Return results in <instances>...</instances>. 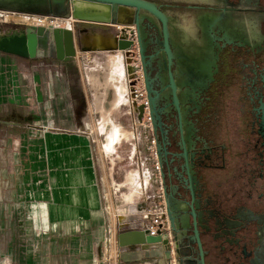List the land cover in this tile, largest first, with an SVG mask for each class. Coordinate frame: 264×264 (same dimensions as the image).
I'll return each instance as SVG.
<instances>
[{
  "label": "flooded vegetation",
  "instance_id": "obj_1",
  "mask_svg": "<svg viewBox=\"0 0 264 264\" xmlns=\"http://www.w3.org/2000/svg\"><path fill=\"white\" fill-rule=\"evenodd\" d=\"M145 1L166 16L172 54L168 67L162 24L140 10L158 92L161 127L152 133L178 242L175 263L264 264V0ZM196 72L214 78L198 94L191 90ZM232 179L246 185L244 199L232 202L222 188Z\"/></svg>",
  "mask_w": 264,
  "mask_h": 264
},
{
  "label": "rangeland",
  "instance_id": "obj_2",
  "mask_svg": "<svg viewBox=\"0 0 264 264\" xmlns=\"http://www.w3.org/2000/svg\"><path fill=\"white\" fill-rule=\"evenodd\" d=\"M18 14L20 13L0 10V36L24 31L27 24L15 19ZM29 15L45 16L56 21L60 27H66V18ZM69 22V27L78 33L79 43H93L91 47L96 48L81 51L77 46L76 56L71 59L69 65L49 58L25 61L21 57L0 52V161L5 167L3 171H8L9 175L10 165L19 167L22 164L27 165V162L32 163L33 152H27L26 146L33 148L43 144L44 134L49 129L52 132L58 130L51 126L56 125L55 119L59 116V111L71 110L81 126L72 132L89 135L96 174L95 184L102 200L103 221L98 228L85 224L73 238L67 237L65 242H61L60 257L64 258L65 264H71L74 259L78 260V264H124L118 258L119 252L131 248L118 244V234L128 230H141L138 224L152 222L159 214V209L163 213L165 206L158 173L155 138L148 110L145 111V107H148L137 45L132 44L130 50H126V56L121 55L115 48H108L111 44L107 38H114L116 29H126V36L128 33L131 36L130 30L133 26L77 23L72 20ZM85 27L86 32H79ZM123 35L124 33L118 32V37ZM114 61H122L125 71L126 66H133V81L129 79L131 76L128 69L126 71L128 101L117 104L113 103L116 94L111 87L112 80L108 79L109 73L107 74L113 69ZM131 83L136 85L134 89H131ZM121 114H125L126 120H122ZM115 115L118 117L114 120L112 116ZM67 116L70 118V113H67ZM114 123L125 132L114 136L111 128L115 126ZM124 123L126 126L122 125ZM39 154L42 159V152ZM125 171L127 174L122 184L125 190L118 189L117 185L114 186L107 179L112 175L115 181L121 182ZM233 180L223 183L226 187H222L231 195L232 202L244 199L246 190L242 181ZM134 181L138 184H134ZM137 190H140V194H133ZM126 196L129 197L127 201L123 199ZM126 205L134 207L127 216L119 214L118 207ZM143 212L150 214L141 219ZM24 241H27L25 236ZM23 244L24 246L17 250L20 257H28L34 253L36 256L40 253L39 249L28 248L29 242ZM175 259L173 253L164 264H176ZM144 261L141 260L142 263ZM0 264H13L11 255L5 251L0 254ZM152 264H157V261Z\"/></svg>",
  "mask_w": 264,
  "mask_h": 264
},
{
  "label": "crops",
  "instance_id": "obj_3",
  "mask_svg": "<svg viewBox=\"0 0 264 264\" xmlns=\"http://www.w3.org/2000/svg\"><path fill=\"white\" fill-rule=\"evenodd\" d=\"M70 111H59L56 125L51 126L58 130L52 132L49 129L44 134L43 144L33 148L26 146L27 152H33L32 163L19 167L10 165L9 175L8 171H3L5 167L0 161V175L5 174L0 176V254L4 251L10 254L13 264H65L64 258L60 257L61 242H65L67 237L73 238L83 225L98 228L103 221L89 135L72 132L81 126ZM67 113H70V118ZM112 117L115 120L118 116ZM120 117L126 120L125 114ZM122 125L126 126L125 123ZM1 155L0 151V159ZM126 174L125 171L121 182L115 181L112 175L107 179L118 189L125 190L122 184ZM134 184L138 183L134 181ZM24 236L27 241H24ZM24 242H29L27 247L39 249L40 253L20 257L17 250L24 246ZM130 248L125 251L139 249ZM156 260L147 262L155 263ZM77 261L74 259L71 264H78Z\"/></svg>",
  "mask_w": 264,
  "mask_h": 264
},
{
  "label": "water",
  "instance_id": "obj_4",
  "mask_svg": "<svg viewBox=\"0 0 264 264\" xmlns=\"http://www.w3.org/2000/svg\"><path fill=\"white\" fill-rule=\"evenodd\" d=\"M0 10L24 13L38 14L62 17L80 23H94L100 25H131L135 28V37L138 49V56L142 66L143 85L146 93L147 107L152 130L155 133L158 127H161V119L158 114L159 109L156 108V100L158 92L153 89V78L150 73V62L152 56H146L145 50L147 40L143 28L140 26L143 16H139V11L143 10L154 17L158 18L162 24L163 41L166 52V62L168 67L171 64L172 54L170 52L167 41V19L155 4L145 0H0ZM129 17V19H128ZM133 17V18H132ZM128 19V20H127ZM124 30V29H121ZM87 28H82L79 32H86ZM116 29L114 38L108 37V48H119L120 37ZM93 39V38H92ZM93 41H95L93 39ZM92 41V42H93ZM78 43V45H77ZM93 43L88 44L83 41L79 43L78 33L70 27L60 26H26L24 31L13 33L0 38V52L14 55L26 59L49 58L56 59L69 65L71 59L76 56L78 50H94L91 47ZM128 72L132 71V67H128ZM191 84V90L202 91L208 87L207 82L214 80L208 73L201 74L196 72ZM169 82L171 88L172 101L177 106L178 100L175 94V84L172 74L169 71ZM264 86V75L261 78ZM262 117L260 127L264 129V105L261 102ZM142 111V107H140ZM156 154L160 161V145L156 143ZM166 216L170 228H173V217L166 200ZM169 235L171 232L169 231ZM169 236L168 233L162 235H152L147 230H128L118 234V244L121 247H134L137 245L138 250L119 252L118 258L123 262H138L149 259H162L166 261L169 258ZM171 246L175 250V256H178V242L171 241ZM179 264V261H176Z\"/></svg>",
  "mask_w": 264,
  "mask_h": 264
},
{
  "label": "bare ground",
  "instance_id": "obj_5",
  "mask_svg": "<svg viewBox=\"0 0 264 264\" xmlns=\"http://www.w3.org/2000/svg\"><path fill=\"white\" fill-rule=\"evenodd\" d=\"M15 19L17 21L21 22V23L27 24V26H31V25H33V26H44V27L45 26L55 27V26H58V25L60 26V24H58L56 21H54L52 19H49V18H46L45 16L43 17V16L29 15V14L20 13V14H18V16H16ZM69 21H70V19H66V21H65L66 22V27L70 26V22ZM53 23H55V24H53ZM20 32L21 31H15L13 33H20ZM120 32L124 33V35L123 36H119L121 45H120L119 48H116V50H118L121 53V55L125 54L124 56H126V50H130L131 45L135 44V42H136V37L134 35L135 32H133L131 34V36L129 35V33H128V36H126V29H124V30L120 29ZM13 33H11V34H13ZM7 35H9V33L8 34H2L0 36V38L3 37V36H7ZM123 60H124V58H123ZM98 65H100V64H98ZM100 66H102V65H100ZM128 67H130V66H126V71H127V69H129ZM126 71H125L124 63L122 61L121 62L114 61L113 69L111 71L107 72V74L109 73L108 79L112 80V82H111L112 86L111 87H112L113 91L116 94V98L113 101V103H115V104H117V103H119L121 101L122 102L128 101V99L126 100V97L129 98L128 93H127L128 89H127V82H126ZM111 128H113V131H112V129L110 131H112L114 136H118L119 134L123 133V131H124V130L120 129L119 127H117L116 124H115V126H113ZM106 142H108V141H106ZM113 142H115V141L113 140ZM133 194H136V195L140 194V190H137V192L134 191ZM123 199H125L127 201L129 199V197L126 196V198H123ZM133 207L134 206H132V205L131 206H127V205L126 206H121V207H118V212H119V214H123V215L127 216L129 214V212L133 209ZM145 264H152V263L146 261ZM157 264H164V261L160 258V259H158Z\"/></svg>",
  "mask_w": 264,
  "mask_h": 264
},
{
  "label": "built area",
  "instance_id": "obj_6",
  "mask_svg": "<svg viewBox=\"0 0 264 264\" xmlns=\"http://www.w3.org/2000/svg\"><path fill=\"white\" fill-rule=\"evenodd\" d=\"M130 67H133V66L131 65ZM128 74L131 76L129 79L132 80L131 78L133 77V72L130 71V72H128ZM131 85H132V88L131 89H134L135 86H136V85H133L132 83H131ZM163 210L164 211L162 213L160 211V209H159V214L156 215L155 219L152 222H150V223H147V222L140 223L138 225H140V229L141 230H147L152 235H162L163 233H168L169 242H170L169 243V251H170L169 257H172V255L174 253V250H173L172 246H170L171 245V237L169 235V227H168L167 219H166L167 216H166L165 206H164V209ZM147 214H150V213L149 212H143V213H141V219H145L146 216H147Z\"/></svg>",
  "mask_w": 264,
  "mask_h": 264
}]
</instances>
